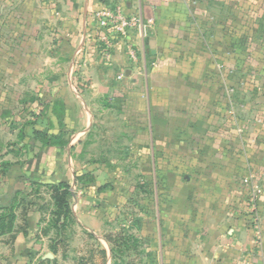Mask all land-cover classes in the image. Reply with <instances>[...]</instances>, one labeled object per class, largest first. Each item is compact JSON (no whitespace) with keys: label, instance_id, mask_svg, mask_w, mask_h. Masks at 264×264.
<instances>
[{"label":"crops","instance_id":"crops-1","mask_svg":"<svg viewBox=\"0 0 264 264\" xmlns=\"http://www.w3.org/2000/svg\"><path fill=\"white\" fill-rule=\"evenodd\" d=\"M114 5L150 23L106 58L93 13ZM27 178L71 186L78 230L44 234L34 206L0 264H112L125 230L129 264H264V0H0V201Z\"/></svg>","mask_w":264,"mask_h":264},{"label":"trees","instance_id":"trees-1","mask_svg":"<svg viewBox=\"0 0 264 264\" xmlns=\"http://www.w3.org/2000/svg\"><path fill=\"white\" fill-rule=\"evenodd\" d=\"M29 123L32 122L26 121L24 125ZM22 131L18 133L20 139L24 136ZM33 134L40 141L42 147L64 145L60 136L48 134L44 130L34 129ZM27 180L29 184L26 188L18 189L5 198L6 200L0 201V236H7L9 241H13L18 231H24L22 225L18 226L17 220L21 218L24 221L27 212L32 207L37 206L42 213V219L45 220L42 232L46 234L52 230L55 235L60 237L61 241L66 239L65 232L71 231V225L76 223L70 209L71 186L66 181L42 183L31 178H27ZM91 180L92 177L88 174L76 175L78 182L86 183ZM42 193L48 195L47 200ZM108 241L112 243L110 249L112 264H129L123 259V256L130 247L131 249L136 247L133 235L125 230L108 238ZM129 242L131 243L130 246ZM51 250L54 252L55 248L52 246Z\"/></svg>","mask_w":264,"mask_h":264},{"label":"built area","instance_id":"built-area-1","mask_svg":"<svg viewBox=\"0 0 264 264\" xmlns=\"http://www.w3.org/2000/svg\"><path fill=\"white\" fill-rule=\"evenodd\" d=\"M95 21L94 34L97 42L101 45L106 58H108V50L113 45V38L125 40L130 32H136L138 35L144 36L146 28L150 21L145 22L139 14H128L119 5L111 7H100L93 13ZM128 52L132 58H135L133 49L126 42ZM257 194V187L253 186L249 197V207L254 209V201ZM254 212H252L253 214ZM254 221L256 216L253 215Z\"/></svg>","mask_w":264,"mask_h":264},{"label":"rangeland","instance_id":"rangeland-1","mask_svg":"<svg viewBox=\"0 0 264 264\" xmlns=\"http://www.w3.org/2000/svg\"><path fill=\"white\" fill-rule=\"evenodd\" d=\"M112 118H113L112 116L111 117L109 116L108 118L106 117V118L103 119L105 126H108V125H110L112 123H115V125H121L123 123L119 119L116 120V121H114ZM104 124H102V125H104ZM99 136L100 137L103 136V137L99 138L100 140L98 142V146L100 148L102 147L103 150H106L107 149V146L108 147L111 146V143H110L108 137L109 136L111 137L112 134L109 133L107 135V134H101V133H99ZM106 136H107V138H106ZM123 142H124V140L122 139L121 144H123ZM95 146H96V144H94L91 148H92V150H95L96 151L97 149H96ZM113 152L115 153V155H118L117 152H119L120 155L122 156L124 154L125 150L123 148L120 149V150L119 149L118 150L117 149H114ZM121 162L116 166V168H115V170H114V172L112 174H115V176L119 179V181L117 182V184H118L117 186L120 187L122 196L126 200L127 199L126 197L128 196L129 190H130L129 183H130V181L132 179L131 178L132 177V174L125 173V175H123L124 174V168H125V166ZM71 228L72 229H71V231H69V234H72V236L75 237L76 236V233H77L76 230H78V229L75 227V224L71 225ZM84 236L85 235H83V234L78 235L79 238L84 237ZM80 245H81V242H79L78 247H80Z\"/></svg>","mask_w":264,"mask_h":264}]
</instances>
